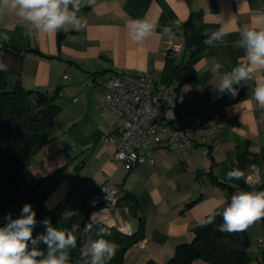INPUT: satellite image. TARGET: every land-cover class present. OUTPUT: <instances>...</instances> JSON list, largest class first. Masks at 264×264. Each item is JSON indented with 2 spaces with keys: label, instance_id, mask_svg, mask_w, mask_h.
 <instances>
[{
  "label": "crops",
  "instance_id": "0c3cea01",
  "mask_svg": "<svg viewBox=\"0 0 264 264\" xmlns=\"http://www.w3.org/2000/svg\"><path fill=\"white\" fill-rule=\"evenodd\" d=\"M192 12L226 35L223 43L208 46L197 59L195 78L179 85L176 99L186 110H200L207 118L221 120L223 126L205 141L194 140L183 162L158 146L152 151L153 162L126 169L112 155L119 122L103 107L101 82L122 72L142 73L164 87L176 66L187 59L183 27ZM80 15L87 19L85 28L67 26L54 36L36 33L13 12L5 10L0 16V38L7 35L10 45L23 49L22 56L12 52L4 59L12 70L9 79L16 80L18 74L25 88L56 95L57 112L42 132L47 141L30 156L32 172L46 176L44 206L51 209L63 203V223L58 229L71 232L88 214V195L106 179L113 180L136 202V212H128L120 226L131 233L142 231V237L126 251L124 264L151 259L164 263L178 244L192 240L195 224L226 202L220 182L227 181V172L239 170L248 182L246 176L258 168L264 179V109L252 98L255 82L234 85L239 90L235 97L218 87L222 75L245 55L244 49L235 46L240 31L264 26V0H96ZM133 19H147L158 27L135 43L127 28ZM164 26H172L174 38L162 35ZM26 31H31V38ZM172 43H180L181 49L168 57L166 50ZM217 62L223 67L214 74L211 69ZM105 135L115 140L104 143ZM240 154L246 160L243 170L239 169ZM263 221L245 230L250 264H264Z\"/></svg>",
  "mask_w": 264,
  "mask_h": 264
},
{
  "label": "trees",
  "instance_id": "16d2710c",
  "mask_svg": "<svg viewBox=\"0 0 264 264\" xmlns=\"http://www.w3.org/2000/svg\"><path fill=\"white\" fill-rule=\"evenodd\" d=\"M85 9L87 8H82L81 12ZM204 28L211 33L218 31L215 25L203 22L200 14L196 12H192L184 23V44L188 56L176 66L169 78V81L174 79L177 81L176 90L179 85L192 81L196 76L194 64L208 48L204 43L208 35ZM22 51L23 49L15 48L0 38V62L4 63L5 57L12 52L14 56L20 57ZM10 71L12 70L8 68L6 71H0V227L8 223L6 217L9 214L16 219L20 216L22 207L26 203L31 204L37 220L33 230L35 239L41 234H46V227L43 224L45 219L50 220L55 228L63 223V203L51 209L45 208L44 181L47 178L36 176L30 166V156L47 141L42 132L52 123L58 107L55 104V94L25 88L18 74L16 80L9 79ZM252 161L257 162V159ZM239 163V169L243 170L246 160L241 154ZM220 184L226 190V202L192 227L194 233L192 240L178 244L174 254L166 262L158 263L151 259L144 264H192L199 259L212 264H250L252 257L247 250L249 239L245 230L232 233L222 231L220 226L223 224V218L217 213L231 202V197L237 192L264 191V179L260 183H254L246 182L241 177ZM120 203L128 206V212H136L135 200L130 199L124 191ZM89 211L84 221L72 231L77 237L76 248L69 250L72 263L87 264L90 258L82 256L81 247L88 238H95L96 230L103 228L109 233L106 239L118 245V251L109 264H124L126 251L142 237V231L139 228L131 233L103 223H92L88 218ZM213 216L215 219L208 223ZM86 224L92 226V231L84 234ZM226 239L231 243H226ZM37 247L46 253V245L43 242H39Z\"/></svg>",
  "mask_w": 264,
  "mask_h": 264
},
{
  "label": "clouds",
  "instance_id": "9594fccd",
  "mask_svg": "<svg viewBox=\"0 0 264 264\" xmlns=\"http://www.w3.org/2000/svg\"><path fill=\"white\" fill-rule=\"evenodd\" d=\"M96 0H0V16L5 10L13 12L15 16L31 26L38 34L54 36L67 26L73 29H82L87 25V19L80 15L82 8H91ZM71 6V8H70ZM179 27V22H174ZM158 27L147 19L129 20L127 24L128 35L135 43L144 41L151 36ZM25 35L32 37L31 31ZM162 35L174 38L172 26H164ZM226 33L220 30L208 34L204 43L210 47L216 43H223ZM7 40L9 37H2ZM236 47L244 49L245 55L238 61L230 72H225L220 78L219 91L238 95V88L234 85L247 84L254 81L255 87L251 89L252 98L264 109V26H252L240 31V39L236 41ZM223 65L217 62L211 71L215 74ZM7 65L0 62V71H6ZM243 173L232 170L226 173L227 180L240 179ZM47 206V205H46ZM222 216V231L229 233L244 231L258 220L264 219V191H240L231 197V202L223 206L217 213ZM8 223L0 227V264H69V250L76 248L77 237L71 231L60 230L51 225L50 220L45 219L46 234L33 238V230L36 226V212L31 204L22 207L18 218L13 219L9 214L6 217ZM213 216L207 222L211 223ZM92 231V226L86 224L84 234ZM95 238L89 239L83 257H90L87 264H109L118 251V245L106 236L109 233L100 228L94 233ZM43 242L46 245V253L37 245ZM31 244V247H30Z\"/></svg>",
  "mask_w": 264,
  "mask_h": 264
},
{
  "label": "built area",
  "instance_id": "2783aa9c",
  "mask_svg": "<svg viewBox=\"0 0 264 264\" xmlns=\"http://www.w3.org/2000/svg\"><path fill=\"white\" fill-rule=\"evenodd\" d=\"M181 49L172 43L166 50L174 57ZM102 104L119 125L113 157L126 169L142 162H153L152 151L165 147L178 161L190 155L193 141H205L223 126L219 119L207 118L200 110L189 111L176 99L177 81L171 80L158 87L152 76L122 72L101 82ZM115 140L112 135L102 137L104 143ZM248 182L260 183L258 168L247 176ZM123 190L113 180L106 179L90 193L88 218L92 223H103L119 228L126 221L128 206L120 203Z\"/></svg>",
  "mask_w": 264,
  "mask_h": 264
},
{
  "label": "rangeland",
  "instance_id": "374dc122",
  "mask_svg": "<svg viewBox=\"0 0 264 264\" xmlns=\"http://www.w3.org/2000/svg\"><path fill=\"white\" fill-rule=\"evenodd\" d=\"M123 165V164H122ZM264 222V221H263ZM253 225H250V227H252ZM226 243H231L228 239H226ZM249 245H250V242H249ZM194 264H212V263H209V262H206V261H204V260H201V259H199V260H197L196 262H194Z\"/></svg>",
  "mask_w": 264,
  "mask_h": 264
},
{
  "label": "water",
  "instance_id": "95a60500",
  "mask_svg": "<svg viewBox=\"0 0 264 264\" xmlns=\"http://www.w3.org/2000/svg\"><path fill=\"white\" fill-rule=\"evenodd\" d=\"M203 30H204L205 33H207V34H211V31L208 30V29L204 28ZM263 255H264V249L261 250V257H262V258H263Z\"/></svg>",
  "mask_w": 264,
  "mask_h": 264
},
{
  "label": "bare ground",
  "instance_id": "6f19581e",
  "mask_svg": "<svg viewBox=\"0 0 264 264\" xmlns=\"http://www.w3.org/2000/svg\"><path fill=\"white\" fill-rule=\"evenodd\" d=\"M120 229L123 231H127V228H125L124 226H120ZM118 230H119V228H118Z\"/></svg>",
  "mask_w": 264,
  "mask_h": 264
}]
</instances>
